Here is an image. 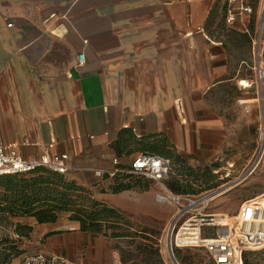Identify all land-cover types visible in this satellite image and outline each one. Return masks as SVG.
I'll use <instances>...</instances> for the list:
<instances>
[{
  "label": "crops",
  "instance_id": "1",
  "mask_svg": "<svg viewBox=\"0 0 264 264\" xmlns=\"http://www.w3.org/2000/svg\"><path fill=\"white\" fill-rule=\"evenodd\" d=\"M220 3L0 0V144L26 158L66 153L65 177L119 210L163 209L150 187L111 192L108 171L164 144L193 163L221 160L230 145L239 159L237 138L257 118L254 89L238 81L253 74L258 18L226 24L227 0L222 19ZM224 25L245 39L246 54H235L237 38L223 36ZM16 218L32 227L33 252L86 264H110L122 240L82 231L67 216Z\"/></svg>",
  "mask_w": 264,
  "mask_h": 264
},
{
  "label": "built area",
  "instance_id": "2",
  "mask_svg": "<svg viewBox=\"0 0 264 264\" xmlns=\"http://www.w3.org/2000/svg\"><path fill=\"white\" fill-rule=\"evenodd\" d=\"M252 13L253 9L244 0H227L225 23L232 25L238 15L250 16ZM258 15L260 22L251 38L253 74L248 79L238 81L243 89H254L256 95L259 94V90L261 91V84L264 82V61L261 48L264 0L261 1ZM47 21L48 18L43 19V23ZM8 25L10 26V23ZM244 28L247 32V24ZM83 62L84 55L80 53L77 56V65H82ZM244 110L249 111L247 105L244 106ZM263 133L264 122L260 127L258 150L243 170L242 177L249 175L264 161ZM67 161L66 153L48 155L44 151L38 158H26L13 147L0 144V174L25 173L36 167H46L56 173L66 174L72 169ZM112 161L115 164L118 163L116 158ZM117 170V168H112L108 172L112 175ZM168 170L169 160L167 158L148 152H139L123 172L140 175L153 181L163 190L154 195V200L169 203L174 207L165 235L166 251L169 256L173 254V249L176 247H202L213 264H243L244 254L247 251L257 250L264 246V198L262 196L242 201L232 217L233 221L226 222L222 230L220 229L222 226L218 227L215 237L206 238L202 236V227L215 223L212 214L206 212L213 199L214 190L197 195L175 193L165 186ZM20 264L86 263L80 259L70 260L63 256L36 251L24 255ZM110 264H121L117 252L112 254Z\"/></svg>",
  "mask_w": 264,
  "mask_h": 264
},
{
  "label": "rangeland",
  "instance_id": "3",
  "mask_svg": "<svg viewBox=\"0 0 264 264\" xmlns=\"http://www.w3.org/2000/svg\"><path fill=\"white\" fill-rule=\"evenodd\" d=\"M262 0H248L249 5L253 9V13L250 14L253 18V25L258 18L260 22V16L258 15L260 4ZM219 12L217 16L223 18V4L224 0H220ZM262 34H261V48H262V60L264 61V16L261 20ZM218 31V30H217ZM235 31L228 26L221 27L220 33L223 36H229L231 39L237 38V47L234 51L237 56L246 54L245 51V39L241 36H237ZM219 35L218 33L215 34ZM228 37V38H229ZM245 67V75H250L251 69ZM256 100H249L250 105L256 110V119L253 123H250L247 128L242 132V138H237L238 141L242 139L243 143L237 144L235 149L239 151L240 158L232 159L233 147L230 145L227 151L223 154L222 159H216L210 163H193L190 162L187 157L186 164L196 170L199 175L197 182L193 183V192H204L208 190H214L212 194L215 197L210 202L206 212L212 214L214 221H217V217L225 218L226 222H232L233 216L237 212L242 201L253 198L255 196H262L264 198V161L249 175L242 177L243 170L254 156L256 150L259 147V132L261 124L264 122V82L261 84V91L255 95ZM263 140V139H262ZM264 142V140H263ZM263 145V144H262ZM241 151V152H240ZM234 161L232 165L228 162ZM209 169V175L200 176L207 172ZM216 170V171H215ZM125 174L126 173L124 171ZM65 176V175H64ZM135 179L141 180L143 184H148L150 187L151 198L154 199L156 193L163 192L162 188L155 185L153 181L146 179L143 176H133ZM169 181V178L168 180ZM170 190V188L165 184ZM136 190H141L136 188ZM1 191V190H0ZM163 207L152 211L147 207L140 208L127 212V210L120 211L130 221L131 228L130 237L120 240L119 254L121 260V252L124 257V264H134L138 262L140 264H174L166 251L165 235L168 222L173 213L174 207L169 203L157 202ZM215 213H219L218 216ZM62 216H67L63 214ZM17 218L0 214V257L4 252V246L9 242H13L16 248L20 250V254L9 258L6 262L0 264H20L22 256L33 252L34 250L28 247L26 242V236L18 237L15 233V224ZM220 228L218 224L204 225L202 227V236L206 238H213L216 236L217 228ZM139 249L137 246H140ZM144 246L147 247V251L142 250ZM173 257L178 264H213L209 256L206 254L202 247H179L173 249ZM186 258V261H181V258ZM246 260L249 264H264V246L252 251H247ZM122 263V262H121ZM123 264V263H122Z\"/></svg>",
  "mask_w": 264,
  "mask_h": 264
},
{
  "label": "trees",
  "instance_id": "4",
  "mask_svg": "<svg viewBox=\"0 0 264 264\" xmlns=\"http://www.w3.org/2000/svg\"><path fill=\"white\" fill-rule=\"evenodd\" d=\"M148 153L160 155L169 160L165 184L171 191L193 195L203 193V191L193 192L192 185L200 177L196 170L186 164L185 156L175 152L167 144H164V148L157 153L150 151ZM116 168L118 170L112 175L108 174L114 179L110 186L111 192L148 188V184H143L141 180L133 177L136 174H125L123 170L127 167ZM64 175L46 167H36L25 173L0 174V214L12 217L29 216L38 223L54 222L66 214L67 218L79 222L82 231L118 239L130 237L131 223L119 209L94 198L88 188L76 184ZM208 175L209 169L200 176L204 178ZM168 178L169 181H167ZM31 228L28 224L17 222L15 233L18 237L27 236ZM4 247L0 257L1 262H6L9 258L21 253L12 241ZM137 247L140 249L141 244ZM117 248L119 250V246ZM142 250L147 251V247L144 246ZM246 253L243 264H249L245 257ZM181 261L185 262L186 258L182 257ZM121 262L125 263L122 252ZM160 264L163 263L160 261Z\"/></svg>",
  "mask_w": 264,
  "mask_h": 264
},
{
  "label": "bare ground",
  "instance_id": "5",
  "mask_svg": "<svg viewBox=\"0 0 264 264\" xmlns=\"http://www.w3.org/2000/svg\"><path fill=\"white\" fill-rule=\"evenodd\" d=\"M262 139L264 140V133H263V135H262ZM213 196H212V198H214L215 197V194H212ZM218 214L219 213H215V215H217L218 216ZM216 220L217 221H215V223L214 224H218V225H220V226H222L220 229L222 230V229H224L223 228V225H225L226 224V219L223 217V218H221V217H217L216 218Z\"/></svg>",
  "mask_w": 264,
  "mask_h": 264
},
{
  "label": "water",
  "instance_id": "6",
  "mask_svg": "<svg viewBox=\"0 0 264 264\" xmlns=\"http://www.w3.org/2000/svg\"><path fill=\"white\" fill-rule=\"evenodd\" d=\"M170 258L174 264H178L175 258L173 257V254H170Z\"/></svg>",
  "mask_w": 264,
  "mask_h": 264
}]
</instances>
